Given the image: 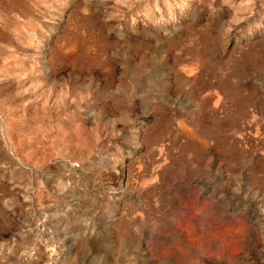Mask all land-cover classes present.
I'll use <instances>...</instances> for the list:
<instances>
[{
  "label": "rangeland",
  "instance_id": "obj_1",
  "mask_svg": "<svg viewBox=\"0 0 264 264\" xmlns=\"http://www.w3.org/2000/svg\"><path fill=\"white\" fill-rule=\"evenodd\" d=\"M0 264H264V0H0Z\"/></svg>",
  "mask_w": 264,
  "mask_h": 264
}]
</instances>
